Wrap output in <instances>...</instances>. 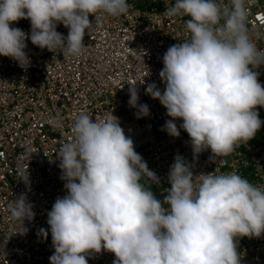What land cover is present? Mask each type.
Segmentation results:
<instances>
[{
  "label": "clouds",
  "instance_id": "1",
  "mask_svg": "<svg viewBox=\"0 0 264 264\" xmlns=\"http://www.w3.org/2000/svg\"><path fill=\"white\" fill-rule=\"evenodd\" d=\"M249 3L174 0L165 8L168 17H189L183 25L188 38L162 56L163 91L152 82L145 93L159 99L173 118L162 128L168 135H180L174 120L182 119L194 157L205 149L212 158L228 156L264 124L256 110L264 107V87L254 71L264 65V49L248 32ZM129 8L128 0H0V55L26 69L28 39L40 49L62 52L64 59L78 56L85 30L101 14L121 16ZM21 18L30 20V33L10 27ZM57 23L68 28L67 36L56 30ZM144 76L128 89L137 118L149 115L148 105L138 102L137 81L144 84ZM50 122L59 126L57 118ZM71 136L56 155L66 193L47 213L55 249L50 264H88L86 256L102 249L114 253L113 264H240L234 238L264 233V183L218 169L194 176L177 154L167 194L157 198L151 186L160 178L135 151L117 117L93 120L81 112ZM259 172L264 176V169ZM21 180L27 182V171ZM7 209L16 226L5 241L25 234L24 220L34 218L24 193ZM39 231L47 236L45 229Z\"/></svg>",
  "mask_w": 264,
  "mask_h": 264
},
{
  "label": "built area",
  "instance_id": "2",
  "mask_svg": "<svg viewBox=\"0 0 264 264\" xmlns=\"http://www.w3.org/2000/svg\"><path fill=\"white\" fill-rule=\"evenodd\" d=\"M173 2L128 0L126 14H101L99 22L85 30V47L78 56L64 59L62 52L40 49L28 39L25 51L30 66L26 69L0 55V264H50L55 249L47 213L55 199L66 193L56 155L62 143L72 138L71 125L81 112L93 120L111 114L119 119L135 151L160 178L154 193L157 198L167 194L168 171L177 154L189 163L194 176L218 169L236 171L254 184L264 183L259 172L264 169V124L252 139L241 142L222 158H212L210 149L194 157L190 137L180 128L182 119L174 120L179 136L162 130L173 118L159 99L145 93V87L154 82L163 91L165 85L159 76L162 56L169 46L188 38L183 25L189 17L165 14L166 6ZM247 11L249 35L258 48L264 49V0H250ZM89 21L95 22L92 14ZM10 27L28 34L30 20L21 18L11 22ZM56 30L67 36L68 28L62 23H57ZM254 71L264 87V65ZM143 76L144 84L137 81L138 102L148 105L149 115L137 118V109L128 105V89ZM256 110L264 121V107L257 105ZM53 118L59 120V126L50 122ZM149 118L158 124L157 128ZM26 171L27 182L21 180ZM22 193L32 204L34 218L24 220L25 234H14L5 241L16 226L8 202ZM41 228L47 236L40 233ZM234 242L241 255L240 264H264V233L259 237H236ZM86 259L88 264H113L116 257L102 249Z\"/></svg>",
  "mask_w": 264,
  "mask_h": 264
},
{
  "label": "rangeland",
  "instance_id": "3",
  "mask_svg": "<svg viewBox=\"0 0 264 264\" xmlns=\"http://www.w3.org/2000/svg\"><path fill=\"white\" fill-rule=\"evenodd\" d=\"M259 117H260V115H259ZM149 120H151V118H149ZM151 123H152V125H153L154 128H157V127H158V124H157L155 121L151 120ZM158 186H159V185H155V184H153V185L151 186V188H154L153 193H155V191H156V189L158 188Z\"/></svg>",
  "mask_w": 264,
  "mask_h": 264
},
{
  "label": "trees",
  "instance_id": "4",
  "mask_svg": "<svg viewBox=\"0 0 264 264\" xmlns=\"http://www.w3.org/2000/svg\"><path fill=\"white\" fill-rule=\"evenodd\" d=\"M154 190V188H152V191Z\"/></svg>",
  "mask_w": 264,
  "mask_h": 264
}]
</instances>
